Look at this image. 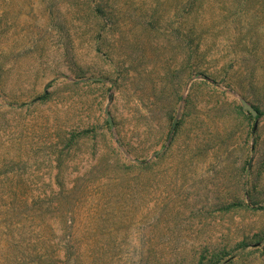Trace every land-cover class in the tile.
I'll use <instances>...</instances> for the list:
<instances>
[{
  "label": "rangeland",
  "instance_id": "rangeland-1",
  "mask_svg": "<svg viewBox=\"0 0 264 264\" xmlns=\"http://www.w3.org/2000/svg\"><path fill=\"white\" fill-rule=\"evenodd\" d=\"M0 264H264V0H0Z\"/></svg>",
  "mask_w": 264,
  "mask_h": 264
},
{
  "label": "water",
  "instance_id": "water-1",
  "mask_svg": "<svg viewBox=\"0 0 264 264\" xmlns=\"http://www.w3.org/2000/svg\"><path fill=\"white\" fill-rule=\"evenodd\" d=\"M242 108L243 110H246L247 112H249V114L253 117L257 115V110H255L251 105L243 103Z\"/></svg>",
  "mask_w": 264,
  "mask_h": 264
}]
</instances>
